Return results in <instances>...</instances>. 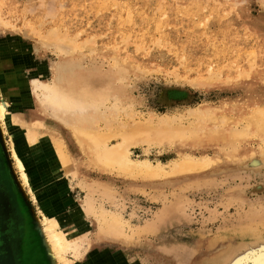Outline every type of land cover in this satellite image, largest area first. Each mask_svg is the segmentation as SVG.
<instances>
[{
    "label": "rangeland",
    "instance_id": "rangeland-1",
    "mask_svg": "<svg viewBox=\"0 0 264 264\" xmlns=\"http://www.w3.org/2000/svg\"><path fill=\"white\" fill-rule=\"evenodd\" d=\"M60 64L87 75L104 96L88 114L101 129L94 130L144 134L149 139L132 145L130 157L164 165L160 171L104 170L73 135L81 115L35 104L33 79L52 83ZM0 88L20 119L45 122V144L49 121L63 131L72 168L46 178L43 189L85 224L82 264H264V141L256 125L264 122V0H0ZM1 128L0 172L14 209L8 264H50L36 225L43 216ZM231 133L248 135L243 147L253 158L228 163L214 147L182 144ZM120 139L112 137L110 147ZM181 152L223 160L201 174L175 175ZM31 157L44 173V148ZM90 195L93 214L85 210ZM102 210L122 219L117 241L97 239Z\"/></svg>",
    "mask_w": 264,
    "mask_h": 264
},
{
    "label": "bare ground",
    "instance_id": "bare-ground-1",
    "mask_svg": "<svg viewBox=\"0 0 264 264\" xmlns=\"http://www.w3.org/2000/svg\"><path fill=\"white\" fill-rule=\"evenodd\" d=\"M9 65L10 64L8 63V68L10 67ZM64 66V64H60L57 71L55 72L52 83H49L46 77H38V79H33L34 81L32 84V90L29 91V93L33 99L35 97V104L40 108L43 107L45 110L48 107H51V109L55 110H53L54 112L57 110L66 113L73 111L75 116L78 117V114L81 115L74 122V125H72L73 135L78 141L79 145L86 152L91 154V156H94L93 163L99 165L104 170H115L118 172V174H131L130 176L136 173L137 177L138 175L141 176V174H144L145 177H151L160 171L164 165L158 164L154 167L147 160L136 162L130 157V147L132 145H137L139 143L144 144L146 142L142 143L143 140L149 139L146 138L147 136L143 137L144 134H139L140 136H138L134 133H127V131H125L126 133H123V131H121L122 135L115 133L113 135L107 134V136L106 133L103 134L98 132L101 129L98 128V130L94 127V124H96L98 121H95V118L92 116L93 114L90 116H88V114L91 109L96 108L104 101V96L96 89L95 86H90L91 83L89 82L87 75L80 73V71L69 72V70H67ZM24 96H26V94ZM32 108H34V105ZM45 110L42 111L45 112ZM59 111L58 114L61 115L62 112L59 113ZM256 111L257 110H255L254 113H256ZM258 112H260V110H258ZM56 114L51 116H53L55 119L58 117H54ZM104 114L105 113L103 112V115ZM261 114L264 117V113ZM103 115H99V117L101 116L104 118ZM34 120L31 121L28 119H20L19 115H16L13 108L11 107L9 98L7 100V98L4 97V94L0 88V135L2 136L4 133L1 128L2 122L5 130H7L6 132L9 133L10 136L11 152L13 159L15 160L16 168L21 175V182L24 186L28 187L32 198L34 199L35 203H37L38 209L43 216L42 221L36 223V225L38 227L37 229L43 236L41 239H43L42 243L47 252L46 256H48L49 263L82 264L80 260L82 255V246L79 244V241L82 239V235H85L86 231H88L87 229L83 228L85 224L83 222L77 223V220L79 219L78 213H73L72 216V214L65 212V210H63L58 205L53 190L43 189V185L46 184V178L51 179L54 177H60L64 172H69L72 168V160L66 150V142L62 134L63 131L60 130L59 127L53 123V121H49V124L47 125L50 130H52V139L48 140L45 144L44 135L47 132L44 124L45 122L42 123L40 120ZM263 120L264 119L259 121L261 122ZM256 125L258 128L256 129L260 135V138L262 141H264V122ZM94 128L98 131H95ZM165 128L167 129V126ZM167 132L169 131L167 130ZM248 132L249 131H247V133ZM246 136H248L246 133H231L230 136H221L210 141L198 142L193 140L185 141L182 144L186 147H214L224 156V160L226 162L241 163L253 158L255 155L254 154L251 156L248 150L244 149L243 147L247 139ZM112 137H120L121 139L117 145L110 147L109 142ZM152 139L161 141L165 138L162 136H153ZM263 146V149H260V151L262 150L261 152H263H260V155L262 156H264ZM39 148H41V150L44 148L45 155L47 157L48 164L44 166L46 167L44 173L37 170L38 168L35 167L34 161L31 157L33 151ZM181 155V161L179 163H174L173 166V174L175 175L201 174L206 170L218 166L221 160H223V156L221 157V155H217L218 157L215 156L213 158L208 157L207 155L196 158L192 154L186 155L185 152H181ZM136 175L133 176L135 177ZM44 192H48L49 195H46L47 197L42 200L41 195ZM49 198L52 199L50 203L46 204L43 202L49 201ZM85 210L86 213L89 214L95 213L96 208L93 206L91 195L88 196L87 200L85 201ZM109 213L106 212V210H102L100 212L101 223L99 225V235L97 237V239L100 241L103 239L101 234L110 238L112 241H117L124 229L123 223L121 221L122 219H120L118 214L116 213L117 215H113L115 213ZM65 219L68 221L65 222ZM153 230L154 229H151V227H146L145 229L143 228L144 232H151ZM71 252L72 255H70Z\"/></svg>",
    "mask_w": 264,
    "mask_h": 264
},
{
    "label": "flooded vegetation",
    "instance_id": "flooded-vegetation-1",
    "mask_svg": "<svg viewBox=\"0 0 264 264\" xmlns=\"http://www.w3.org/2000/svg\"><path fill=\"white\" fill-rule=\"evenodd\" d=\"M13 212L11 185L6 180L4 174L0 172V232L4 231L2 236H6L5 234L8 233L9 223L12 219ZM2 263L8 264V258L5 257L4 262L0 261V264Z\"/></svg>",
    "mask_w": 264,
    "mask_h": 264
},
{
    "label": "water",
    "instance_id": "water-1",
    "mask_svg": "<svg viewBox=\"0 0 264 264\" xmlns=\"http://www.w3.org/2000/svg\"><path fill=\"white\" fill-rule=\"evenodd\" d=\"M4 231H1L0 237V261L4 262L5 257L7 256L9 263H12L11 250L7 247L8 239L6 236H2ZM3 264V263H2Z\"/></svg>",
    "mask_w": 264,
    "mask_h": 264
}]
</instances>
